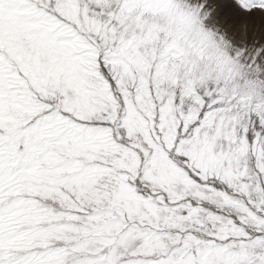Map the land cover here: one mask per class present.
<instances>
[{
    "label": "snow or ice",
    "instance_id": "snow-or-ice-1",
    "mask_svg": "<svg viewBox=\"0 0 264 264\" xmlns=\"http://www.w3.org/2000/svg\"><path fill=\"white\" fill-rule=\"evenodd\" d=\"M0 264H264V0H0Z\"/></svg>",
    "mask_w": 264,
    "mask_h": 264
}]
</instances>
